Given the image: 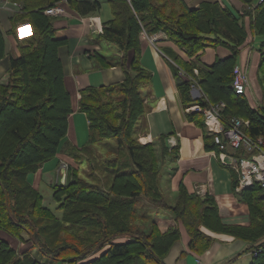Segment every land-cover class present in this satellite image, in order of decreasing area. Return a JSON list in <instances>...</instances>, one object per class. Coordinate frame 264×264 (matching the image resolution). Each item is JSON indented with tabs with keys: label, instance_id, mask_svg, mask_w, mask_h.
Returning <instances> with one entry per match:
<instances>
[{
	"label": "trees",
	"instance_id": "trees-1",
	"mask_svg": "<svg viewBox=\"0 0 264 264\" xmlns=\"http://www.w3.org/2000/svg\"><path fill=\"white\" fill-rule=\"evenodd\" d=\"M10 1L22 3L23 10L14 17L18 22L29 23L31 34L20 39L21 55L10 57L8 81L0 85V230L27 247L19 255L1 240L0 264H163L182 238L179 226L169 227L165 232L155 228L134 232L130 228V220L137 218L139 198L149 197L154 204L162 205V166L170 155L165 137L159 143L145 145L137 139L139 122L146 114L142 89L152 79L140 63L141 32H163L187 53L188 60L174 56L175 64H172V70L181 79L178 90L186 109L193 103L204 109L224 103L220 111L224 127L228 128L234 119L249 121L245 128L247 136L262 138L264 148V105L254 108L246 94H236L233 87L237 59L248 39L245 18H249L252 35L263 37L264 1L253 8L250 5L243 15L236 16L230 9L211 2L190 9L182 0H107L113 18L104 24L98 40L123 54L121 67L125 80L109 87L82 90L80 111L86 114L90 128L89 147L84 148L88 157L86 162L80 153H72V157L82 165L93 160L97 166L91 169L88 178H81L80 171L73 169L65 185L54 186L55 211L50 206L44 207L42 194L28 182L31 174L58 154L72 114L60 58V48L67 42L57 37L55 18L45 11L67 1L80 16L87 17L98 12L102 3L96 0ZM219 45L227 47L231 55L217 59L213 65L203 64L201 57L205 49ZM97 57L102 69L113 67L111 63H104L102 55ZM4 58L6 43L0 29V60ZM262 60L264 64V56ZM194 69L199 70L198 76ZM181 70L186 73V79L180 77ZM197 86L203 98L192 97ZM187 117L206 130L205 138L212 141L210 146L216 147L218 153L203 114L190 113ZM110 139L117 140L120 155L107 158L93 150ZM122 154H127L126 161L120 160ZM96 169H103L106 177L113 176L109 189L95 183ZM238 183L237 178L235 192ZM178 192L180 203L173 212L190 237L191 250L201 254L213 242L202 231L201 227H205L248 243L246 251L253 253V264H264V191L258 184L237 192L249 206L250 227L225 225L210 198L190 195L182 184ZM39 215L42 223L36 220ZM61 232L71 234L72 239L82 243L84 233H95L99 239L82 248L67 244V240L53 244L51 235L58 236ZM24 235L30 239L26 240ZM121 237L127 240L118 242ZM104 247L98 257L82 262ZM32 249L42 254L45 263L29 255Z\"/></svg>",
	"mask_w": 264,
	"mask_h": 264
},
{
	"label": "crops",
	"instance_id": "crops-1",
	"mask_svg": "<svg viewBox=\"0 0 264 264\" xmlns=\"http://www.w3.org/2000/svg\"><path fill=\"white\" fill-rule=\"evenodd\" d=\"M182 1L190 9H197L203 3H218L222 7L230 9L231 13H234L233 8L237 9L240 15L251 8L250 4L247 6L244 4L246 1L242 3L239 0ZM100 2L102 3L101 9L86 17L80 16L67 1H64L59 5L66 8L69 14L64 17H54L57 37L65 39L67 42L60 48V58L64 66V82L72 104L68 136L62 141V148L60 147L61 152H67V154L70 151H72L70 153H79L80 150L83 149L84 151V148L89 147V121L86 114L80 111L79 100L82 90L89 87H109L123 83L125 80V72L121 67L123 54L114 46L115 49H112V52L108 54L101 51L103 47L98 36L103 30L104 24L113 17L110 11L105 8L104 2ZM22 24L16 20L14 12L9 9H0V29L4 34L6 43V58L0 60V85L6 84L8 81L10 57L17 58L21 55L19 50L20 39L31 34V27L30 32L27 29H20ZM244 24L248 32V39L241 48L236 67L241 68L247 78L246 97L251 106L254 108L262 107L264 105V64L262 60L264 36L252 35L248 17L245 18ZM146 34L150 38H156V41L152 43L148 38H144L143 31L141 32L140 63L143 68L151 73L152 79L150 84L142 89L146 114L139 122L138 135L142 136V141L149 138V141H146L149 143L145 144H156L159 143L160 138H166V145L171 155L168 161L172 160L171 157L174 160L172 172L166 173L162 166L163 178L160 183L163 184L161 188L164 191L167 184L172 191L171 194L176 195L179 193V187L182 184L190 195H197L200 199L210 198L217 206L221 220L225 225L250 227L249 206L242 200L241 195H237L236 190H234L237 174L232 169L221 165L216 147L210 146L212 141L205 138L206 130L188 119L187 116H190V113L187 112L181 102L178 90V83L181 79L172 70V64H174V56L184 61L188 60L187 53L184 49H180L175 42L169 40L163 32H156L155 34L146 32ZM230 53L231 51L222 45L207 47L202 54L201 62L205 65H213L217 59L228 58ZM97 54L104 57V63H111L113 67L103 69L99 67L98 60L95 58ZM248 70L251 72L250 75H248ZM251 80L258 89L259 101L255 100L251 94L249 82ZM259 84L262 85L263 90ZM192 97L199 99L200 97L203 98L204 94L199 87H196L193 89ZM203 117L205 122L204 114ZM175 146L178 147L177 150H174ZM59 158L58 155L46 162L29 179L34 189L42 194L43 199H45L44 192L48 193L49 189L54 192L55 170L58 169ZM83 160L86 162V157ZM158 216L159 219L168 218L165 225H162V230L167 231L173 225V222L169 220L171 217H166V212L162 211L158 212ZM180 229L182 238L172 247L163 264H253L254 262L253 253L246 251L249 244L230 234H218L201 227L205 234L212 237L213 242L207 247V250L198 254L190 249V237L186 230ZM1 240L9 243L19 255L26 250L27 244H19L18 241H14L13 237L2 230H0ZM29 255L34 257L35 250L32 249ZM251 256L253 257L252 260ZM37 259L45 263V259L41 256Z\"/></svg>",
	"mask_w": 264,
	"mask_h": 264
},
{
	"label": "rangeland",
	"instance_id": "rangeland-1",
	"mask_svg": "<svg viewBox=\"0 0 264 264\" xmlns=\"http://www.w3.org/2000/svg\"><path fill=\"white\" fill-rule=\"evenodd\" d=\"M98 1L104 2V6H106L105 8H107V10H109L110 13L112 14L110 5L107 4V0H98ZM239 1L242 2V3H243V1H246V2H244V4L246 6L248 4H250L252 6H257L260 3V0H239ZM10 2L11 3H17V4H19L21 6V8H19L18 10H16L13 6L11 7V9H9L12 12H14V14H16L18 12H21L23 10V5H22L21 2H12V1H10ZM56 7H57L56 9H58L59 14L57 16H51V17H57L58 18V17H64V16H66V15L69 14V12L67 11V9L64 8L63 6L56 5ZM233 10H234V14L235 15H237V16L240 15V13L238 12L237 9L233 8ZM29 32H30V30H29ZM100 43H101V46L103 47L101 51L104 54H108L109 52H112V49H115L113 46L108 45L105 41H102V42L100 41ZM239 65H240V60H239ZM182 72H184V71H182ZM250 74H251V72L248 70V75H250ZM195 75L198 76L199 73L198 74H195ZM261 75H263V74L261 73ZM249 82H250V90H251V94H252L253 98L255 100L259 101L260 100L259 93H258V89H257L255 83L252 82V80L249 81ZM259 85H260V88L263 90L262 85L261 84H259ZM68 123H69V121H68ZM2 128H3V125H1V129ZM68 128H69V125H68ZM5 130H6V128H5ZM68 131H69V129H68ZM67 136H68V132H67L66 137ZM141 137L138 136L137 139H138V141L141 144L145 145V143H147V142L146 141H142ZM143 138H145V137H143ZM62 141L60 143V147L62 145ZM60 147H59L58 154L56 155V156H58V155L60 156V158H59L60 161H59L58 169L55 170L56 171L55 181L57 180V178L59 177V175L62 173V170L63 169H64V171L67 170V172L65 171L66 183L68 182V178L70 176V172L73 169H78L80 171V172H78L77 170H75V171H77L79 173V175L81 176V178H83V177L84 178L85 177L88 178L87 175L89 173H92L91 169L92 168H96V166H97L96 163L93 162V160L92 161L91 160H88V164L89 165L87 164L88 167L86 168V166H87L86 164H83V165L82 164H79L78 160H76L75 158L72 157V153H70L72 151L69 152L70 153V155H69V153L67 154V152L66 153L61 152V148L62 147L61 148ZM97 147H93V150H96L97 149L96 152L101 153L102 156L105 155L107 158H112L115 155H117V156L120 155V151H118L119 148L117 149L118 144H117V140L116 139L105 140L104 143H102L100 146L98 145ZM79 153L82 154L86 158L88 157V155H86V152L85 151L80 150ZM56 156H54V157L56 158ZM169 156H171V155H168L165 158L166 161L163 164V167L166 170V173L169 172V171L172 172V169L171 168L173 166L172 165V162H173L174 159L171 157L172 160H169L168 161V159L170 158ZM127 158H128L127 154H122V157L120 158V160L123 162V161H126ZM20 167H18V168H20ZM102 170L100 169L99 171H97V169H96V171H95V173H96L95 181L96 182L95 183H99L101 185H104L106 188L109 189V187H111V183H112V180H113V176L110 175V174H108V176L106 177L105 173ZM35 174H31L28 177V179H30V177L32 175H35ZM162 178L163 177H161V179ZM28 182L31 185V187H33V185L30 182V180ZM162 184L160 183V186L161 187H162ZM161 192H162V195H163V198H164V201H163L164 203L162 202V205H156V204H154L149 199V197L142 196L141 198L138 199V201H137V207H138L137 208L138 209L137 218L135 217V218H133V219L130 220V228L134 232H141V231L148 232L149 230L154 229V228L160 230L161 232H165L166 230L165 231L162 230V225H165V221H167L168 218L165 219V218H162L161 217L162 219H159L160 217L158 216V212H160V211L166 212V217H171L169 220H171L170 222H173V225H171L170 227H172V226L173 227L174 226H177L178 227L179 226V228H183V230H185V228L181 225V222H179V221L176 220V216H175V214L173 212V208L174 207H177V205H179V203H180V198H181L180 197V194L179 193H177L176 195L175 194L174 195L171 194L172 191L170 190V187L167 184H166V187L164 188V191L161 188ZM48 193H45L44 192V194H43L44 197H45V199L43 201V205H44V207H47V208H50L51 207L50 209H52V211H55V203L53 201V196L51 197V193H53L52 195H54V192H53L52 189H49L48 190ZM161 215H163V214H161ZM147 216H149V218H147ZM146 218H147V220H146ZM41 219H42V217L40 215L38 217H36V220H39V223H42V222H40ZM41 225L39 224L40 227H41ZM3 232L6 233L7 235H10L6 231H3ZM10 236L13 237L12 235H10ZM24 236H25L26 240L27 239H30V236H28V235H24ZM98 237L99 236L96 235L95 233H91L90 235H88L87 233H84L85 240L82 243L79 240L76 241V240L72 239L73 236L71 234H68L66 232H61V234L58 235V236L51 235V240H54L53 241V244H58V243L63 242V240H67L68 241L67 244H75V245L81 246V248H82V247H85L86 244L88 245V244H91L94 241H98V239H99ZM74 238L75 239H78V237H74ZM13 239L16 242L18 241L14 237H13ZM55 239H57V240H55ZM126 240H127L126 238L121 237V238H118L117 241L118 242H125ZM19 244H20V242H19ZM105 249H106V247H104L103 249H100V250L96 251V253L93 256H91L89 259H86V260H84L82 262H86V261H89V260H92V259L98 257L100 254L103 253L102 251H104ZM39 256L42 257V254H40V252L38 250H35L34 257L38 258ZM250 258H251V260L253 259L252 256ZM50 264H57V263H54V262L51 263L50 262Z\"/></svg>",
	"mask_w": 264,
	"mask_h": 264
},
{
	"label": "built area",
	"instance_id": "built-area-1",
	"mask_svg": "<svg viewBox=\"0 0 264 264\" xmlns=\"http://www.w3.org/2000/svg\"><path fill=\"white\" fill-rule=\"evenodd\" d=\"M130 2V0H127ZM264 0H260L262 3ZM16 10L21 8L17 3H11L10 0H0V9ZM57 7H51L45 11L47 15L57 16L59 14ZM20 29H30L29 23L20 25ZM144 38H148L152 43L156 38H150L143 31ZM198 74V70L194 71ZM180 75L186 79V73L181 72ZM234 91L238 95L245 94L247 90V78L241 68H235L234 71ZM225 107L224 103L211 106L207 109L202 108L199 104H193L187 108L189 113H202L205 115V123L207 132L213 136L215 145L217 146V156L226 168L232 169L238 178L237 192L244 191L258 184L264 191V148L263 139H254L247 136L245 128L249 126V121L242 119H234L229 127H224L220 111ZM67 172V170H65ZM64 169L56 180V183H66V175Z\"/></svg>",
	"mask_w": 264,
	"mask_h": 264
},
{
	"label": "bare ground",
	"instance_id": "bare-ground-1",
	"mask_svg": "<svg viewBox=\"0 0 264 264\" xmlns=\"http://www.w3.org/2000/svg\"><path fill=\"white\" fill-rule=\"evenodd\" d=\"M145 143V142H144ZM147 143H149V142H147Z\"/></svg>",
	"mask_w": 264,
	"mask_h": 264
}]
</instances>
